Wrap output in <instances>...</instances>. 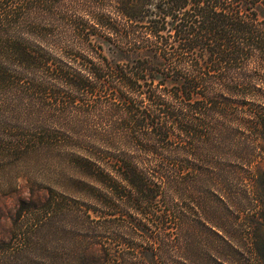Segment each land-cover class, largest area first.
Wrapping results in <instances>:
<instances>
[{"label":"trees","instance_id":"1","mask_svg":"<svg viewBox=\"0 0 264 264\" xmlns=\"http://www.w3.org/2000/svg\"><path fill=\"white\" fill-rule=\"evenodd\" d=\"M263 74L264 0H0V157L80 151L75 264H264Z\"/></svg>","mask_w":264,"mask_h":264},{"label":"rangeland","instance_id":"2","mask_svg":"<svg viewBox=\"0 0 264 264\" xmlns=\"http://www.w3.org/2000/svg\"><path fill=\"white\" fill-rule=\"evenodd\" d=\"M95 42L111 64H127L126 55L110 42L101 37ZM255 81L264 83V74L255 76ZM39 152L42 154H31L24 160L0 157V264H75L73 242L83 228L82 219L76 215L79 203H72L74 211L69 215L66 203L59 201L52 223L47 222L46 215L51 210L47 200L51 194L69 193L66 176L79 177L65 157L80 151L64 143ZM76 188L73 197L86 204L94 218L93 212L99 208L93 199L96 192L78 184Z\"/></svg>","mask_w":264,"mask_h":264}]
</instances>
